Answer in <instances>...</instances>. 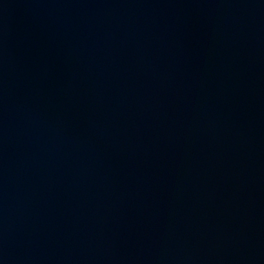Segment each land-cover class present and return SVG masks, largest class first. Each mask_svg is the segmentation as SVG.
<instances>
[{
	"label": "water",
	"instance_id": "obj_1",
	"mask_svg": "<svg viewBox=\"0 0 264 264\" xmlns=\"http://www.w3.org/2000/svg\"><path fill=\"white\" fill-rule=\"evenodd\" d=\"M0 264H264V0H0Z\"/></svg>",
	"mask_w": 264,
	"mask_h": 264
}]
</instances>
